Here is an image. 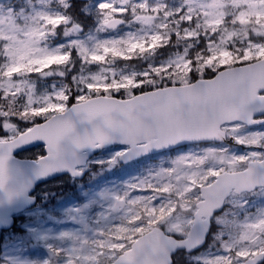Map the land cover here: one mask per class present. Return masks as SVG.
I'll use <instances>...</instances> for the list:
<instances>
[{
  "label": "snow or ice",
  "instance_id": "snow-or-ice-1",
  "mask_svg": "<svg viewBox=\"0 0 264 264\" xmlns=\"http://www.w3.org/2000/svg\"><path fill=\"white\" fill-rule=\"evenodd\" d=\"M0 264H264V0H0Z\"/></svg>",
  "mask_w": 264,
  "mask_h": 264
},
{
  "label": "rangeland",
  "instance_id": "rangeland-1",
  "mask_svg": "<svg viewBox=\"0 0 264 264\" xmlns=\"http://www.w3.org/2000/svg\"><path fill=\"white\" fill-rule=\"evenodd\" d=\"M137 173V169L135 168H129L125 169L122 171H116L114 174L106 175V180L115 182V183H120L123 180H127L129 178V175H135ZM90 179L89 176L86 178V180L79 182L77 184H74V191L75 193L73 194H64L62 196H56L51 203H49L48 207L55 209L57 212H61L63 208L68 207L74 203H77L78 200L77 198L80 196V185H84L85 189L90 184ZM72 184V183H71Z\"/></svg>",
  "mask_w": 264,
  "mask_h": 264
},
{
  "label": "trees",
  "instance_id": "trees-1",
  "mask_svg": "<svg viewBox=\"0 0 264 264\" xmlns=\"http://www.w3.org/2000/svg\"><path fill=\"white\" fill-rule=\"evenodd\" d=\"M37 150H38L37 148L31 149L28 152H25V153L21 154L19 157H23V158L24 157H29L30 158L32 153L36 152ZM59 179L61 180L60 184H52V185H48V186H39V187H37L36 188V194H39L40 192L45 191V190H49V191L55 192L57 194L56 196H62L64 194H68V193L69 194L75 193V191L73 189L74 188V184L68 178H66L65 176H61V177H59ZM84 180H86V179H84ZM79 182H82V181H77L76 184L79 183Z\"/></svg>",
  "mask_w": 264,
  "mask_h": 264
},
{
  "label": "flooded vegetation",
  "instance_id": "flooded-vegetation-1",
  "mask_svg": "<svg viewBox=\"0 0 264 264\" xmlns=\"http://www.w3.org/2000/svg\"><path fill=\"white\" fill-rule=\"evenodd\" d=\"M87 177H88V176H84V177L82 178V180L86 179ZM60 183H61V180H60L59 178H57V179H54V180H52V181H49V182H47V183H45V184H43V185H41V186H48V185H52V184H60ZM34 194H36V190H35Z\"/></svg>",
  "mask_w": 264,
  "mask_h": 264
},
{
  "label": "water",
  "instance_id": "water-1",
  "mask_svg": "<svg viewBox=\"0 0 264 264\" xmlns=\"http://www.w3.org/2000/svg\"><path fill=\"white\" fill-rule=\"evenodd\" d=\"M41 144H42V142H41ZM32 148H34V147H32ZM31 149V148H30ZM18 159H20V157H17ZM60 176H62V175H57V176H55V177H53V178H50V179H48L46 182H48V181H51V180H53V179H56V178H58V177H60ZM45 183V182H44ZM40 184H43V183H41V182H37V186L38 185H40ZM36 187V186H35Z\"/></svg>",
  "mask_w": 264,
  "mask_h": 264
}]
</instances>
